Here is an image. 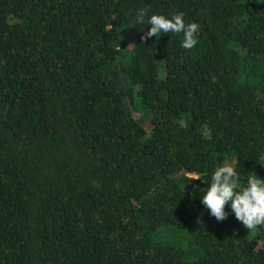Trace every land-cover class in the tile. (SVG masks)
Segmentation results:
<instances>
[{"label":"trees","instance_id":"trees-1","mask_svg":"<svg viewBox=\"0 0 264 264\" xmlns=\"http://www.w3.org/2000/svg\"><path fill=\"white\" fill-rule=\"evenodd\" d=\"M226 160L264 179V0H0V264H264L201 204Z\"/></svg>","mask_w":264,"mask_h":264},{"label":"clouds","instance_id":"clouds-1","mask_svg":"<svg viewBox=\"0 0 264 264\" xmlns=\"http://www.w3.org/2000/svg\"><path fill=\"white\" fill-rule=\"evenodd\" d=\"M150 9L141 8L136 13V23L150 25V28L140 37L144 41L151 37L173 33L182 34L181 47L191 50L197 44L196 33L199 25L192 22L185 24L182 12L171 15L170 18L164 15L152 14L148 16ZM238 161L227 160L217 167L207 187L201 189V204L209 214L217 221H223L228 217L225 211L230 206L231 212L237 221L252 232L260 226H264V179H261L252 172L245 184H241L236 172ZM194 180H201L197 177Z\"/></svg>","mask_w":264,"mask_h":264},{"label":"rangeland","instance_id":"rangeland-1","mask_svg":"<svg viewBox=\"0 0 264 264\" xmlns=\"http://www.w3.org/2000/svg\"><path fill=\"white\" fill-rule=\"evenodd\" d=\"M175 230H169V233H167V235L173 234V236L178 235L179 237H181L183 235V233L185 232L184 230H180V229H176L173 228ZM166 231V230H164Z\"/></svg>","mask_w":264,"mask_h":264}]
</instances>
